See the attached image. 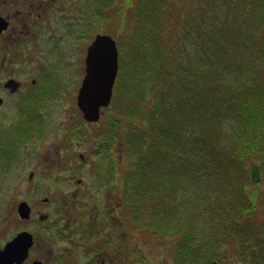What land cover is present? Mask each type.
I'll return each mask as SVG.
<instances>
[{
    "label": "trees",
    "instance_id": "16d2710c",
    "mask_svg": "<svg viewBox=\"0 0 264 264\" xmlns=\"http://www.w3.org/2000/svg\"><path fill=\"white\" fill-rule=\"evenodd\" d=\"M193 1L100 0L87 15L105 17L113 5V12L126 9L132 28L128 37L112 32L120 69L111 104L124 97L135 119L125 130L114 119L109 133L99 132L110 154L100 178L110 179L116 202L113 264H156L137 246L123 249L122 230L136 227L147 244L164 251L162 261L171 260L165 264H226L216 246L220 241L231 242L243 264H264V212H258L264 209V0H238L234 10L222 1L211 7ZM135 79L145 92L131 91ZM149 90L170 96L173 102L165 103L175 114L145 115L137 104ZM32 110L20 114L14 132H5L0 144L5 172L30 136L43 139V116L39 106ZM181 111L197 112L199 129L173 118ZM110 131L126 160L120 167ZM252 159L261 165L260 183L251 179ZM168 166L179 180L167 173ZM203 172L210 173L209 180L201 178ZM169 176L173 181L166 183ZM8 179L1 182L4 190ZM190 190L198 196L192 203ZM56 220L57 215L46 222Z\"/></svg>",
    "mask_w": 264,
    "mask_h": 264
},
{
    "label": "flooded vegetation",
    "instance_id": "af4514ba",
    "mask_svg": "<svg viewBox=\"0 0 264 264\" xmlns=\"http://www.w3.org/2000/svg\"><path fill=\"white\" fill-rule=\"evenodd\" d=\"M98 3L100 0H0V144L6 130L10 133L16 130L23 111L32 113V108L39 106L44 116V105L59 96L55 84L66 81L67 96L72 89L77 101L78 88L86 75L87 47L99 32L91 31L86 39L87 26L93 23L95 29L100 22L98 14L94 20L87 15ZM77 107L81 113L78 104ZM5 120L8 124H4ZM84 122L80 125L84 126ZM45 130L44 126L42 132ZM19 155L20 150L6 172L0 169V193L5 178L15 180L16 175L20 176L15 167ZM79 156L86 158L84 153ZM73 193L83 194V198L67 195L65 203L58 204L53 211L31 205L32 216L19 217L23 223L16 233L26 229L34 234L29 255L20 264H34L35 260L41 264H74L71 260L76 264H113V184L101 205L85 200L92 192L80 189ZM70 202L73 205L68 206L66 203ZM42 214L48 215L41 218ZM55 215L59 220L46 222Z\"/></svg>",
    "mask_w": 264,
    "mask_h": 264
},
{
    "label": "rangeland",
    "instance_id": "374dc122",
    "mask_svg": "<svg viewBox=\"0 0 264 264\" xmlns=\"http://www.w3.org/2000/svg\"><path fill=\"white\" fill-rule=\"evenodd\" d=\"M193 0H186L190 2ZM207 2L209 7L212 6V3H229L232 10L236 9V4L238 0H201ZM194 2V1H193ZM192 3V2H191ZM193 4V3H192ZM197 4V3H196ZM119 8L122 7L121 4L118 5ZM116 6V8H118ZM186 15V13H184ZM105 17H99L100 22L96 24L94 29V24L87 26L86 39L90 38V32L93 30H98L101 32H113L117 34L120 38L122 34L124 37H128L132 31L131 26H129V21L127 18L126 9H121L113 12L112 9L107 8L105 10ZM96 17V18H97ZM95 18V19H96ZM90 20H94L93 17ZM122 37V41L126 39ZM84 38V42H87ZM86 44V45H87ZM127 43L124 45L125 47ZM145 49V48H142ZM81 50V49H80ZM78 58H75V62H78ZM73 61V60H71ZM134 81L131 84V91L133 93L145 92L143 88V83L141 80ZM59 96L52 97L48 101V105H44L43 111L45 112L44 126L46 127V132L43 133V141L38 142L36 138H31L30 142L22 149V153L19 155L18 159L15 162V167H18L20 176H15L14 179H8V182L5 181V190L0 194V246L3 245L9 238H11L22 226L23 223L17 212V204L20 200H27L29 204L34 207H41L45 211H53L54 207L58 204L62 205L67 195L68 197H73L76 190H87L92 192L86 195L85 200H88L90 203L97 202V204H103L104 195L107 197V193L112 188V182L108 183L110 179L100 178L101 169H104L109 166V157L107 147H102L100 142V136L102 130L107 128L108 123L112 120H119L120 130H125L128 123L132 122L135 117L129 112V105L126 106V103L123 104L125 98L122 97V101L119 103L113 102L106 108V111L103 113L102 117L99 118L96 122H88V124L80 125V122L83 121L79 117V111L77 107L76 96L73 93V90L70 89V95L67 96L69 84H66L64 81L61 85L55 84ZM168 99L173 102L170 96L166 93L160 92L156 93L155 90H149L144 97V100L141 103L137 104V107L144 111V114L149 116L151 113L156 112L158 116L160 114L163 116V119L173 116L176 112V109L169 108L166 106L165 100ZM165 105V106H164ZM167 108V109H166ZM165 117V118H164ZM174 119L187 122V128L190 129L191 126L197 127L199 129L198 113H187L181 111L173 117ZM4 124H8V120H5ZM77 126H82L80 129H77ZM67 136V137H66ZM118 136L113 137L112 152L114 153L115 160L120 167L123 163H126L124 159V154L122 151L118 150L116 145V140ZM42 143H44L42 145ZM111 148V147H110ZM77 153V154H75ZM84 153L86 158L83 160L79 154ZM56 159L53 157L56 156ZM54 159V161L49 162ZM120 160V161H119ZM69 162V166L66 163ZM71 162L73 164H71ZM250 161H248V166ZM69 167L71 169L69 170ZM78 169V170H76ZM167 173L173 176L176 180H179L180 176L177 173L176 169L173 166L167 167ZM33 172L32 177L30 173ZM69 176H65L68 175ZM122 174V172H120ZM212 176L215 174L212 173ZM169 176L168 182L173 181V177ZM186 176L191 177V173L187 172ZM216 176V175H215ZM117 177V173L116 176ZM201 178L204 180L210 179V173L203 172ZM79 179H81L79 181ZM113 181V178L111 179ZM34 186L36 189H34ZM195 187V186H194ZM105 193V194H104ZM180 194V192H178ZM83 198V194H75ZM44 196H49L50 200L43 202L41 199ZM60 197V202L58 198ZM187 197V196H186ZM189 202L192 203L194 200L198 199L197 193L190 190L188 193ZM113 200V206L116 209V202ZM68 206L73 205L72 202L66 203ZM80 205V203H78ZM78 210V206H74ZM114 210V209H113ZM119 215L122 214V209H117ZM258 212H264V209L259 210ZM262 215V213L260 214ZM264 218V215L263 217ZM258 218H255V221ZM264 221V219L262 220ZM122 230V229H121ZM123 234L120 241L123 243V249L134 248V246L139 247L147 257L156 264H165L170 263L171 261L164 260L165 253L162 249H157L154 243H148L143 239L144 235L141 229L132 228V229H123ZM147 240V239H146ZM231 243V242H230ZM230 243H225L220 241L217 243V249L219 254L223 256V260H226V264H243V260L240 259L242 256L239 255L238 249L232 247ZM217 258H221L219 255H216ZM130 264L132 262L130 261Z\"/></svg>",
    "mask_w": 264,
    "mask_h": 264
},
{
    "label": "water",
    "instance_id": "95a60500",
    "mask_svg": "<svg viewBox=\"0 0 264 264\" xmlns=\"http://www.w3.org/2000/svg\"><path fill=\"white\" fill-rule=\"evenodd\" d=\"M86 75L80 86L77 104L87 122H96L102 115L103 108L111 103L116 76L119 71L120 52L117 39L110 33L98 32L87 47ZM250 175L253 182L262 180L261 165L252 159ZM49 197L43 198L44 201ZM17 212L23 219L32 216V207L25 199L17 204ZM48 214L41 215V218ZM34 243V234L21 230L0 247V264H20L29 255ZM34 264H41L35 260Z\"/></svg>",
    "mask_w": 264,
    "mask_h": 264
},
{
    "label": "bare ground",
    "instance_id": "6f19581e",
    "mask_svg": "<svg viewBox=\"0 0 264 264\" xmlns=\"http://www.w3.org/2000/svg\"><path fill=\"white\" fill-rule=\"evenodd\" d=\"M105 109H106V107L103 108L102 115H103ZM102 115H101V117H102ZM104 131L106 132V134L109 133V126H107V128H104ZM109 137H111V138L113 137V131L112 132L110 131ZM56 157H57V155L54 156L53 158L56 159ZM71 262L74 263V264H76L74 260H71Z\"/></svg>",
    "mask_w": 264,
    "mask_h": 264
}]
</instances>
